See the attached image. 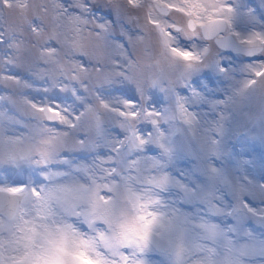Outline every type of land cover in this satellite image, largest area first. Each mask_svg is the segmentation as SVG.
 <instances>
[{"label":"snow or ice","instance_id":"6c2138e0","mask_svg":"<svg viewBox=\"0 0 264 264\" xmlns=\"http://www.w3.org/2000/svg\"><path fill=\"white\" fill-rule=\"evenodd\" d=\"M0 264H264V0H0Z\"/></svg>","mask_w":264,"mask_h":264},{"label":"rangeland","instance_id":"374dc122","mask_svg":"<svg viewBox=\"0 0 264 264\" xmlns=\"http://www.w3.org/2000/svg\"><path fill=\"white\" fill-rule=\"evenodd\" d=\"M247 3L250 6L257 8V11H258V14H259V4H260V0H247Z\"/></svg>","mask_w":264,"mask_h":264}]
</instances>
